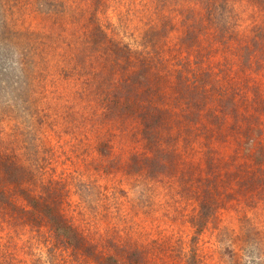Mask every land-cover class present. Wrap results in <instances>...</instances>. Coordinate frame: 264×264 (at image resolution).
I'll list each match as a JSON object with an SVG mask.
<instances>
[{
  "label": "rangeland",
  "instance_id": "rangeland-1",
  "mask_svg": "<svg viewBox=\"0 0 264 264\" xmlns=\"http://www.w3.org/2000/svg\"><path fill=\"white\" fill-rule=\"evenodd\" d=\"M110 64L158 82L159 170ZM51 201L68 264H264V0H0V264L61 263Z\"/></svg>",
  "mask_w": 264,
  "mask_h": 264
},
{
  "label": "trees",
  "instance_id": "trees-1",
  "mask_svg": "<svg viewBox=\"0 0 264 264\" xmlns=\"http://www.w3.org/2000/svg\"><path fill=\"white\" fill-rule=\"evenodd\" d=\"M108 67L110 69V74L108 76L111 77V84H112V85L110 84V86L108 87V91L114 92L113 90L115 89V87L117 85L118 86L121 85L122 88L126 90L122 98H124L123 100L128 107L135 108L134 109L135 111L142 110L144 107L153 108L154 107L153 102H155L156 100H161V97L159 96V93H158L160 91L158 82L155 79L152 81V78L151 80L148 79L146 69L141 71L143 73H139L140 72L139 71L136 74H134L135 72H132L131 74H128V75L126 71L124 70L123 75L119 76V72L114 71L112 69V67H115L114 65L110 64ZM144 71L146 72L144 73ZM120 77H124V79L120 80ZM195 82H196V85L198 84V86H196L198 89L201 88L200 86H202V84L204 85V80L201 78H198L197 80H195ZM197 93L199 96L198 99L203 98V100L202 101L198 100V103L196 102L194 103V106L195 105L197 106V107L195 106L196 109H193L194 111H190L188 115H186L185 113L183 114L184 116L183 119H185L184 121H186L187 123L188 121L189 122L191 121L193 124H196V125H197V121L200 118L199 113H200V108H202L201 106H203L202 104H206V106L208 105L207 101L204 99L203 91L201 90L200 94L198 91ZM129 100H134L133 105L130 104ZM116 104H117V100H116ZM153 110L154 112H148L147 115H143V125L144 126H143L142 131H143V136H144V139L147 145L146 148L152 151L154 154H157V157L155 156L154 158H152V161H150L151 157L149 159H146V161H148V166H149V161H150V167L153 166L157 168L158 166H160L161 161H162L161 160L159 161V163H157L159 154H161L160 148L158 147L159 141L162 140L160 137H158L159 132L157 128L159 127V125L164 123L166 114H164L163 111H161L160 113L158 112L159 110H156L154 108ZM213 111H214L213 109L209 110V112L211 113L209 118L212 121L216 122L218 119V115L214 113ZM190 114H191V117H190ZM161 155L163 156L162 158H167L166 154L162 153ZM132 158H134L133 169L139 170L140 166L137 164V160H138L137 155L136 154L133 155ZM161 166H164V164H162ZM159 169H161V167H158V170ZM29 197L31 196L29 195ZM33 204L35 208H40V203L37 199L33 200ZM41 205H42V201H41ZM49 205L51 207L47 206L50 208L43 210V214L47 216L50 227H52L56 242H58L57 246H53V248L57 252L54 255H56L55 257L58 262L61 261V263L63 264H68L69 257L71 258V262H73V257L75 256V252L78 249H83V248L86 249L91 243L85 240L81 230L78 227H76L72 223H69L66 220V217L64 216V214L59 212V208L53 206L52 201L49 202ZM202 206L203 207L201 210L200 223H204L203 221H206L211 216V210H212L210 206L204 205V203ZM205 207H207V209L209 210L205 211L204 209ZM201 226H202L201 224H198L197 229L199 230L200 228H202ZM144 249L145 247L141 248L140 246L137 245L134 252L130 253L129 258L132 260H135V258L137 257V260H140L139 264H143L144 262H146V264H149V261H150V257H149L150 254L148 252L149 249L147 250H144ZM59 250H60V253H59ZM88 252L89 253L91 252L90 248L88 249ZM60 256H64V258H60ZM13 261L8 262V260L6 259V261H2V264H15L13 263ZM107 261H108V264H113V263H116L117 260L114 257H109ZM61 263L59 262V264ZM53 264H56V263H53ZM188 264H197V259L194 256L191 257L190 262Z\"/></svg>",
  "mask_w": 264,
  "mask_h": 264
}]
</instances>
